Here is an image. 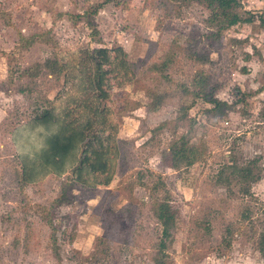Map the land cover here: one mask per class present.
<instances>
[{"label":"rangeland","instance_id":"374dc122","mask_svg":"<svg viewBox=\"0 0 264 264\" xmlns=\"http://www.w3.org/2000/svg\"><path fill=\"white\" fill-rule=\"evenodd\" d=\"M103 1L0 0V264H264V0H240L253 20L220 32L174 0H107L86 15ZM88 48L126 52L137 73L120 84L103 64L97 87ZM196 73L227 105L194 96ZM70 132L74 146L53 158V137ZM182 134L203 156L174 169ZM67 178L72 202L44 210ZM165 199L178 219L158 252Z\"/></svg>","mask_w":264,"mask_h":264},{"label":"trees","instance_id":"16d2710c","mask_svg":"<svg viewBox=\"0 0 264 264\" xmlns=\"http://www.w3.org/2000/svg\"><path fill=\"white\" fill-rule=\"evenodd\" d=\"M107 0L100 2L92 7L90 11L83 12L87 14H95L97 10L105 3ZM171 0H158V6H170ZM178 2L180 5L182 4H191L196 3L206 9L208 11L207 23L210 26L215 27L217 32L222 31L223 29L230 28L233 26H237L242 23L251 22L254 18V15H251L247 10L244 9L240 0H174ZM260 25L264 27V16L258 15L256 16ZM89 28H91V33L96 34L97 30L92 25V21H87ZM90 33V34H91ZM93 35V34H92ZM93 37V36H91ZM20 39L24 42L28 41L24 36H20ZM86 59L89 61V66L85 71L87 78H91L93 82L99 86L100 82V72L103 64L109 66L106 72L114 71V76L117 77L120 84L125 82H130L134 75L137 73V65L135 62L129 60L128 55L124 51H120L119 54H115L114 57L110 60L109 54H107L106 49L101 48H88L85 54ZM47 61V60H46ZM49 60L46 64L53 69L61 72L64 68L60 64H57L55 61ZM85 69V68H84ZM57 72V73H58ZM206 76L203 74L196 73L194 76V80L198 85L197 90L193 91L194 96L198 98L204 99L207 103L213 105V108H219L220 106L227 105V103L223 100H219L214 94L209 90L205 92L201 87L204 85L206 81ZM92 107V106H90ZM49 108L41 110V112L36 115V119H40L43 122L48 121L50 119ZM261 117L264 120V110L261 113ZM68 125L64 126V129L67 130ZM77 135V132H75ZM73 132H70L68 135L62 136L61 138L55 135L52 139L53 143V152L52 157L58 160H61L63 156L74 146L76 142V135ZM122 141L118 139L117 148L119 150V156L121 159L122 149H121ZM203 154L198 145L190 142L189 139L186 138L184 134H182L178 140H173L169 146V152L167 155L168 166L174 169L181 167V165H192L198 158L202 157ZM234 166L233 163L228 166V168ZM231 171L235 175H240L243 180H248L247 178H251L252 181H255L256 178L252 176V169L247 165L246 167H238L234 166ZM78 185V182L72 179H68L62 184L60 191L56 198L50 203V207L46 208L42 206L44 210L54 209L62 204H68L72 202L74 194L72 192L74 186ZM243 191L248 193V188L244 187ZM155 217L158 220L160 226V234L161 238L158 242V252H161L167 244L168 240L172 238V232L176 226L177 222V211L172 207L171 203L168 200H160L157 202L154 208ZM46 223L50 227L51 232V240L53 243L56 241V237L54 235L56 231L55 225V217L52 215V212L46 211ZM49 214V215H48ZM258 251L264 257V227L263 230L259 233L258 237ZM54 253H57L56 248L53 247ZM155 264H163L160 262V259L156 258Z\"/></svg>","mask_w":264,"mask_h":264}]
</instances>
